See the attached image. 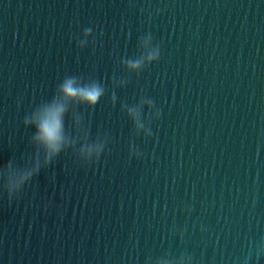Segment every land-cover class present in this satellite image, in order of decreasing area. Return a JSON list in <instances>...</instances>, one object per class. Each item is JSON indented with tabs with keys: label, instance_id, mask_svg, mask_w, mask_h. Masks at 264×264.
<instances>
[{
	"label": "water",
	"instance_id": "obj_1",
	"mask_svg": "<svg viewBox=\"0 0 264 264\" xmlns=\"http://www.w3.org/2000/svg\"><path fill=\"white\" fill-rule=\"evenodd\" d=\"M66 75L105 94L0 180V264H264V0H0V177Z\"/></svg>",
	"mask_w": 264,
	"mask_h": 264
},
{
	"label": "clouds",
	"instance_id": "obj_2",
	"mask_svg": "<svg viewBox=\"0 0 264 264\" xmlns=\"http://www.w3.org/2000/svg\"><path fill=\"white\" fill-rule=\"evenodd\" d=\"M91 29H85L88 34ZM159 53L153 52L147 56L149 61L156 59ZM128 66L135 69L141 66V60L128 61ZM105 87L97 80L85 81L78 76H65L57 85L52 98L43 101L31 112V117L25 116L23 123L25 126L33 124L35 132L31 141L35 147L32 156V167L26 165L13 169L12 161L5 163L2 177V186L8 198H18L25 186L39 174L42 168L49 166L52 161L65 149L72 147L66 136V116L71 114L72 122L79 124L81 118L76 111L78 105H88L94 107L105 94ZM115 103V96L111 97ZM103 145H96L95 152L99 157ZM43 151V165L39 161V152ZM89 155L93 152L92 146H87ZM85 148H81V152Z\"/></svg>",
	"mask_w": 264,
	"mask_h": 264
}]
</instances>
